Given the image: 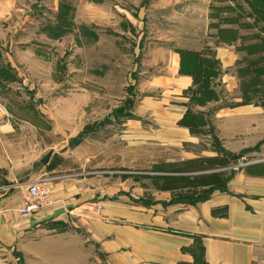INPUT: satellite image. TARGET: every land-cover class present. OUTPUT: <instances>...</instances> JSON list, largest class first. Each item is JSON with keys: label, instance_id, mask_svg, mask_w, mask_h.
Returning a JSON list of instances; mask_svg holds the SVG:
<instances>
[{"label": "rangeland", "instance_id": "374dc122", "mask_svg": "<svg viewBox=\"0 0 264 264\" xmlns=\"http://www.w3.org/2000/svg\"><path fill=\"white\" fill-rule=\"evenodd\" d=\"M78 1L63 0L55 10L44 0L31 7L17 30L0 26V66L5 68L0 76V120L13 121V150L33 143L38 151L43 144L51 146L62 154V179L81 172L91 184H112V222L125 216L116 207L195 204L224 191L227 179L252 157L239 160L246 149L235 157L227 155L214 112L235 102L237 91L242 102L264 108V22L254 21L252 5L247 0H154L141 12L135 11L140 0H88L96 2L95 9ZM125 6L133 10L126 13ZM224 40L236 43L238 89L229 93L215 74L206 84L203 79L194 84L186 118L192 133L203 140L178 147L142 136L149 131L155 138L158 133L159 125L143 112L142 104L148 97L162 96L149 82L163 71L169 50L198 49L213 60V48ZM256 42L258 46H250ZM207 63L219 69L218 62ZM256 66L263 68L257 78L249 71ZM126 99L132 100V107L118 112ZM200 107L202 115L196 113ZM73 137L79 138L75 144L70 142ZM200 149L217 155L190 158L186 152ZM77 152L94 157L77 168ZM51 175L44 174L42 182ZM161 191L169 193L168 201L158 198ZM97 201L83 205V213L99 217ZM90 248L86 264H112L107 252ZM197 264L204 263L198 258Z\"/></svg>", "mask_w": 264, "mask_h": 264}, {"label": "crops", "instance_id": "0c3cea01", "mask_svg": "<svg viewBox=\"0 0 264 264\" xmlns=\"http://www.w3.org/2000/svg\"><path fill=\"white\" fill-rule=\"evenodd\" d=\"M49 1L56 10L63 0ZM153 1L140 0L135 11L147 12ZM43 2L0 0V26L17 30L31 7ZM78 2L97 7L94 1ZM130 8L125 6L124 11H132ZM218 44L213 48L219 64L218 81L230 93L239 83L236 43L224 40ZM183 50H169L163 71L149 82L152 91H161L162 96L148 97L142 104L143 112L152 115L159 125L155 138L149 131L142 136L157 139L161 145L181 147L203 140L181 121L189 110L188 90L194 86L186 61L190 55L195 59L207 55L198 53V49L190 53ZM236 95L235 102L214 112V122L228 153L238 155L246 149L249 152L239 160L252 159L232 173L226 189L214 191L195 204L156 203L149 208L128 204L130 210L116 207L125 215L115 218L116 222H112V184H91L81 172L62 179L58 174L62 154L51 151L52 147L43 142L40 151L36 143L13 150V121L0 120V264H86L94 246L107 252L112 264H197L198 258L206 264H264V108L255 102H242L238 91ZM203 109L198 108L196 113H204ZM186 152H190V158L217 155L208 149ZM79 153L75 156L77 168L94 157ZM44 174H52L46 182L41 179ZM36 179L49 192L51 203L23 218L18 210L24 202V182ZM158 198L168 201L169 193L161 191ZM93 200H98L102 208L99 217L83 213L82 206Z\"/></svg>", "mask_w": 264, "mask_h": 264}, {"label": "trees", "instance_id": "16d2710c", "mask_svg": "<svg viewBox=\"0 0 264 264\" xmlns=\"http://www.w3.org/2000/svg\"><path fill=\"white\" fill-rule=\"evenodd\" d=\"M247 1H248V4L252 5V7H253V9H251L250 15L253 16L254 21H256V22L263 21L264 22V6L260 5L259 2H257L259 0H247ZM261 1L264 2V0H261ZM260 30H262L261 33H264L263 32L264 31V23H263V26H261ZM261 39H262V41L260 42V44L264 42V36L261 37L260 40ZM250 46L251 47L258 46V43L257 42L256 43H252ZM0 59H1V52H0ZM209 59L210 58H202V57L195 59L194 56L191 57V61H190V58L187 59V60H189V62L186 61L187 66H189L188 72H190L193 75L194 84H196V82H198L199 79L205 80L204 82L206 84V82L207 83L209 82L208 79L211 76H214V74L217 75L218 70H215L211 64L208 65V63H207L209 61L217 63V61H216V59H213V60H209ZM249 71L254 73L255 76L254 75L253 76L255 78H257L263 72V68L256 66V67L251 68ZM4 72H5V68L1 64V66H0V76H4ZM192 90H193V88H191L188 92L191 93ZM130 107H132V100L131 99H126L124 101V106L119 107L117 111L118 112H123V111H127V110L129 111ZM188 114H189V111L186 113V116H184V118H183V120L181 122H182L183 125L189 127V129H191L192 126L188 123L187 118H186ZM198 114L202 115L201 113H198ZM78 139H79L78 137L71 138V140H70L71 144H75L78 141ZM222 151H224V150L222 149ZM227 155L229 156V155H232V154H227ZM232 156L235 157V155H232ZM54 165H56V163H54ZM204 264H206V263H204Z\"/></svg>", "mask_w": 264, "mask_h": 264}, {"label": "built area", "instance_id": "2783aa9c", "mask_svg": "<svg viewBox=\"0 0 264 264\" xmlns=\"http://www.w3.org/2000/svg\"><path fill=\"white\" fill-rule=\"evenodd\" d=\"M40 183L38 179L24 182V202L18 210L21 217H29L35 210L51 203L49 192L46 188L41 187Z\"/></svg>", "mask_w": 264, "mask_h": 264}]
</instances>
